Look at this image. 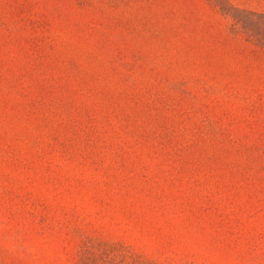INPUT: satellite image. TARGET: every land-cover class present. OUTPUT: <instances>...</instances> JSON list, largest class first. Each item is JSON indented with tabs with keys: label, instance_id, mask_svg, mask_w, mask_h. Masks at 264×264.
Wrapping results in <instances>:
<instances>
[{
	"label": "rangeland",
	"instance_id": "obj_1",
	"mask_svg": "<svg viewBox=\"0 0 264 264\" xmlns=\"http://www.w3.org/2000/svg\"><path fill=\"white\" fill-rule=\"evenodd\" d=\"M0 264H264V45L215 0H0Z\"/></svg>",
	"mask_w": 264,
	"mask_h": 264
},
{
	"label": "trees",
	"instance_id": "obj_2",
	"mask_svg": "<svg viewBox=\"0 0 264 264\" xmlns=\"http://www.w3.org/2000/svg\"><path fill=\"white\" fill-rule=\"evenodd\" d=\"M223 15L232 22V27L239 29L258 44L264 45V13L232 5L227 0H215Z\"/></svg>",
	"mask_w": 264,
	"mask_h": 264
}]
</instances>
